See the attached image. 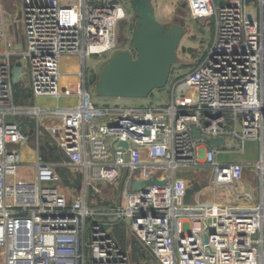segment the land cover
<instances>
[{"label":"built area","instance_id":"obj_1","mask_svg":"<svg viewBox=\"0 0 264 264\" xmlns=\"http://www.w3.org/2000/svg\"><path fill=\"white\" fill-rule=\"evenodd\" d=\"M19 2L25 42L15 51L2 48L0 0V264H129L108 232L124 224L157 264H264V0H185L192 20L212 21L213 39L188 73L169 75L171 101L157 107H99L89 99L85 59L99 63L119 50L118 24L127 20L125 33L131 25L125 3ZM13 58L33 98L72 96L68 87L61 91L65 76L79 81L76 103L14 105ZM65 59L77 63L68 62L63 73ZM20 114L55 119L62 166L81 172L82 192L71 201L56 185L55 164L38 155L33 178L18 177L22 157L13 146L26 136L7 117ZM205 139L224 145L214 148ZM246 142L258 143L257 202L184 205L186 187L176 172L205 167L218 187L236 184L245 166L219 156L244 153ZM150 179L164 184L132 187ZM120 180L122 202L87 204L89 187ZM238 200L246 205L251 197Z\"/></svg>","mask_w":264,"mask_h":264},{"label":"rangeland","instance_id":"obj_2","mask_svg":"<svg viewBox=\"0 0 264 264\" xmlns=\"http://www.w3.org/2000/svg\"><path fill=\"white\" fill-rule=\"evenodd\" d=\"M123 3H125L124 0H121ZM6 7H13V4L15 5L18 1L16 0H3L1 1ZM127 4V3H126ZM152 9L154 11V16L156 20L161 24L164 22V25H170L173 23V20L176 18H179L180 16H184V35L182 36L179 46L177 49V59L178 63L174 65L171 69L170 72V77L172 75L177 74L180 76L185 75L188 73L195 65L197 62V59L202 55L204 50L211 44L212 39H213V24L212 21L210 20H198L194 21L192 20L188 12L186 10V2L185 0H152L151 1ZM183 5L184 8L182 7ZM17 8V5L14 6V8H9L12 13L14 12V9ZM17 10V9H16ZM15 13V16H18V12ZM15 20V17L13 18ZM136 23H133L130 25V32L123 33V35L126 37V40L124 43L117 45V47L120 50H128L130 49V42H131V36L133 29L135 27ZM21 28V29H19ZM22 25L19 23L13 24L10 28L5 29V42L6 40L10 39L11 34L12 35H17L22 32ZM112 56V55H111ZM109 56L108 58H103V61L99 63L96 62V57H87L85 59V66L87 67L86 69V75L89 78V81L92 80L93 77L98 76L99 71L101 67L110 59ZM93 82H89L87 86V92L89 95L90 101L99 107L102 106H119V107H156V106H161V105H167L171 101V93L169 89L165 88L160 91H153L152 94L144 100H135V99H105L101 98L98 95L95 94L94 89H93ZM24 102V101H22ZM20 101V103L22 104ZM54 102L51 99H34L32 98L30 100L31 106H40V107H52L54 106ZM62 104H64L62 102ZM35 118V117H34ZM43 118H48V117H42L39 119ZM17 117H7L8 122H16ZM40 121V120H39ZM47 124V125H46ZM45 132L47 137L51 139L56 138V134L54 132V126L56 125V121L53 118H48L46 122ZM47 137H43L44 139H48ZM49 138V139H50ZM32 141V139H30ZM45 141V140H44ZM19 148H23L22 145H17ZM42 148V147H41ZM43 151V149L41 150ZM40 151V157L45 160L49 161L51 160V156L53 153L50 151H47L46 154H43V152ZM29 156H32L33 158L29 159H23L22 158V166L18 170V177L23 178L24 180H31L34 175V167L32 161L35 160V154H31ZM258 157V143L257 142H246L244 146V153H228V154H222L219 156V161L220 162H231V163H237V164H242V163H251L252 165L256 162ZM54 159V158H53ZM32 160V161H31ZM242 162V163H238ZM245 169H243L242 173V178L244 177L245 174ZM252 172H254V168L250 169ZM78 173L81 174L80 171L76 172L75 170H72L71 168H66V170H60L59 175H60V181L57 183L59 186L61 185H69V182L72 179L73 175H77ZM255 173V172H254ZM212 176V171L209 168L201 167L199 169H193V170H181L176 172V178L177 182L180 186L185 184V180L189 179L190 181L194 179H200L203 186L208 187V180ZM254 176V180L251 179L248 181L250 184H248V188L252 186L254 188V194L257 197V186H258V180ZM104 185H100L101 188H103ZM108 187V186H107ZM122 187H123V180L118 181L114 186L112 191L110 187L104 188L102 191L101 195L105 198H110L111 202H117V199L120 195H122ZM91 187L88 188V194L87 197L90 200L92 196V191ZM203 192V198L205 197H214L216 198H222V192H212V189L207 188V189H202ZM214 194V195H213ZM125 224L123 225V227ZM127 228V227H125ZM118 234H122V230L117 232ZM133 236L128 235L126 237V240L122 242V251H127L129 254L131 252V247L133 244ZM143 264H150L149 261L143 262ZM156 264V263H155Z\"/></svg>","mask_w":264,"mask_h":264},{"label":"water","instance_id":"obj_3","mask_svg":"<svg viewBox=\"0 0 264 264\" xmlns=\"http://www.w3.org/2000/svg\"><path fill=\"white\" fill-rule=\"evenodd\" d=\"M152 0H129V5L134 12L136 24L132 32L130 49L117 50L110 59L101 67L93 85L96 95L105 99H147L153 91L166 88L169 74L174 65L178 63L177 49L184 35V16L173 20L170 25L159 23L151 5ZM185 5L182 7L184 8ZM127 20L118 24V45L124 42V30ZM23 68L16 62L11 70L12 82L16 84L21 77ZM68 88L61 85V91ZM195 138H200L199 133L193 129ZM214 148L224 145L222 139H205ZM120 146L127 147L126 142ZM66 160V156L63 155ZM150 179L146 182H133L132 187L142 189L144 185H159ZM200 189L194 184L187 188L183 197V204L188 206L192 196ZM207 241V237H204Z\"/></svg>","mask_w":264,"mask_h":264},{"label":"crops","instance_id":"obj_4","mask_svg":"<svg viewBox=\"0 0 264 264\" xmlns=\"http://www.w3.org/2000/svg\"><path fill=\"white\" fill-rule=\"evenodd\" d=\"M3 1V0H1ZM15 5L13 4V7H9V8H14V6L17 5V10L14 9V12L12 13V11L6 7V5H4L1 2V7H2V16L5 22V28H4V35H5V29L10 28L13 24L19 23L20 25H22V29L23 31L20 32V34L17 35H12L10 36L9 40H6L5 42V38L2 41V48L3 49H14L15 51L20 50L21 48H23L24 46V42H25V33H24V25H23V21L21 18V5L19 0ZM18 12V16H15V13ZM15 17V20H13V18ZM161 23V22H160ZM164 24V22L162 23ZM21 29V28H19ZM214 30V29H213ZM12 61L14 62V64L16 63L15 59L13 58ZM68 62H72V63H77V59H70V60H63L61 62V71L64 73L66 71V64ZM13 64V65H14ZM18 86V88L21 90L22 94L26 95V98H20V101H24L22 102V104L19 102L18 104H16L14 102V98H13V103L14 105H16L17 107H22V108H31V107H40V106H31L30 104V100L33 98L32 94H31V88H30V82L29 79L27 77V75H22L20 77V80L14 84L13 83V96H14V86ZM61 85H64L66 87H68L69 89H71L73 95L70 97H64L61 98L59 101H56L54 99H51L55 104L52 107H44V108H54L56 106H60V107H68V106H72L76 103V97L74 96L75 93L77 92V90L79 89V81L77 78H73V77H63L61 79ZM184 92H188L185 88H183ZM20 94V95H22ZM35 99V98H34ZM41 99H45V98H41ZM62 102L64 104H62ZM157 107V106H156ZM43 108V107H41ZM17 117L16 122H13L15 124H18V126L21 128L22 132L25 134L26 136V141L24 143H21L19 145H22L23 148H19V146L14 145L13 148H15L21 155V157L23 159H31L33 158L32 156H29L31 154H35V158L36 156L40 155V151L43 149V154H46L47 151H50L52 154L51 156V160L49 161H44V162H48V163H53L55 164V172L59 177V181H60V175H59V171L60 170H66L65 167L62 166V163L64 162L63 159V154H61L58 150L57 144H56V138L55 139H50L47 137L46 132H45V126L47 125L46 122L48 120V118H43V119H39L31 114H20L18 116H12V118ZM35 117V118H34ZM42 117H46V116H42ZM40 117V118H42ZM40 120V121H39ZM46 124V125H45ZM43 137H47L48 139H44ZM30 139H32V141H30ZM45 140V141H44ZM42 147V148H41ZM40 157V156H39ZM53 158H56V160H54ZM258 158V157H257ZM32 161V160H31ZM35 160L32 161L31 163L34 164ZM238 163H242V162H238ZM245 166V174L242 180H240L239 182H237L236 184H233L231 186H226V187H218L217 185L213 184L212 182V176H210L209 180H208V187L203 186L201 180L198 179H194L192 181H190L189 179L185 180V184L184 186L187 188H191L192 185L197 184L199 185L200 189L192 196L191 198V203L190 205H201V204H222V205H236L239 204L240 206L246 207V206H251L254 205L257 202V197L255 196V190L254 188L251 186L250 189L248 188V184H250V182L248 183V181L251 179L254 180V176L257 179V175L256 172H252L253 169L252 164L247 162V163H242ZM187 170H193V169H187ZM185 171V170H184ZM23 179V178H21ZM258 180V179H257ZM255 180V181H257ZM58 181V182H59ZM57 182V183H58ZM57 187L61 190V192L63 194H65L68 198L69 201H71L76 194H79L82 192L83 189V184H82V178L78 173V176L73 175L71 181L69 182V185H61L59 186V184H57ZM103 185V184H102ZM110 187V189L112 191H114L113 186H109V185H105L103 186V188L100 187V185L96 186L97 191H95V187H91V191H92V196L91 199L89 200L87 197V204L90 207H95L96 205L102 203L104 205H116L119 204L120 202H122V195H120L117 199V202H111L110 198H105L101 195L102 191L104 190V188H108ZM258 187V186H257ZM210 188L212 189V192L216 191H220L222 192L223 197L222 198H208L205 197L203 198V192L202 189H207ZM88 192V190H87ZM122 193V192H120ZM88 194V193H87ZM244 194H248L251 197V200L249 203H247L245 205V203L240 202L238 199L241 198ZM214 195V194H213ZM127 227V228H125ZM122 230V234H118L117 232ZM110 237H112L115 241L118 242V244L120 245V247H122V242L126 240V237L128 235H131L129 228L127 225H125L123 227V225H118L114 228H111L108 230ZM132 236V235H131ZM133 238V237H132ZM138 251L141 256H139V258H137L136 261H133V253L134 251ZM124 254L127 256L128 258V262L129 264H143V262H147L149 261L150 264H157V261L154 257L151 256V254L145 250L134 238H133V244L131 247V252L130 254L127 251H123Z\"/></svg>","mask_w":264,"mask_h":264},{"label":"trees","instance_id":"obj_5","mask_svg":"<svg viewBox=\"0 0 264 264\" xmlns=\"http://www.w3.org/2000/svg\"><path fill=\"white\" fill-rule=\"evenodd\" d=\"M96 79H97L96 77H93L90 82L95 83ZM20 94H22L21 90L18 88V86L15 85L14 86V96H13V98H14V102L16 104H18L20 102V98H22V97L23 98H26V95L25 94H22V95H20ZM54 160H56V158H54ZM132 256H133L132 257L133 258V261H136L137 258H139V256H141V254L138 251L135 250Z\"/></svg>","mask_w":264,"mask_h":264},{"label":"flooded vegetation","instance_id":"obj_6","mask_svg":"<svg viewBox=\"0 0 264 264\" xmlns=\"http://www.w3.org/2000/svg\"><path fill=\"white\" fill-rule=\"evenodd\" d=\"M124 1H125V9H126L128 16H129V23L130 24L136 23V19H134V12L132 11V9L130 8V5H129V0H124Z\"/></svg>","mask_w":264,"mask_h":264}]
</instances>
